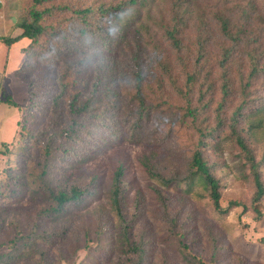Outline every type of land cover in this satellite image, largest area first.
Here are the masks:
<instances>
[{
	"label": "rangeland",
	"instance_id": "374dc122",
	"mask_svg": "<svg viewBox=\"0 0 264 264\" xmlns=\"http://www.w3.org/2000/svg\"><path fill=\"white\" fill-rule=\"evenodd\" d=\"M127 1L52 0L38 4L34 0H0V37L19 34L21 30L15 26L31 10L50 9V13L41 19L42 24L48 26L46 29L50 30H57L59 27H63L66 32L79 27L90 29L95 24L96 16L98 27L116 28L121 24L120 30L116 31L125 38L120 50L116 52L119 64L128 65L133 56L130 49H134L136 42L142 44L143 61L151 63L148 86L144 87V102H169L173 105L169 111L148 108V111L139 116L126 109L119 113L114 109L93 130L91 137L82 141L64 140V144L60 142L70 149L65 152L51 149L48 157L51 185L55 189L62 188L66 191L71 187L86 191L80 204L67 206L52 220L53 217L47 212L52 205L47 201V192L38 189L32 178L27 177L34 169L31 167L35 165V155L25 154L24 149L34 144L39 137V143L42 144V133L52 125L47 117L51 108L63 107V103H51L52 98L60 94L63 96L61 100H66V94L74 87L87 90L95 76H100L106 57L99 58L96 53L86 51V60L76 70L73 66L78 65L80 58L74 56L57 65L53 61L55 58H50L48 66L42 67L37 64L38 59L24 64L25 55L21 54V50L29 45V41L17 42L10 46L12 49L0 42V224L3 227L0 231V253L18 246V242L13 247L10 245L15 236L27 237L54 229L58 235L52 237V244L35 245V250L43 252L42 257L37 256L41 260H34L33 257L21 264H121L116 258H108V254L103 253L100 248L106 239L113 241L112 232L105 229L107 232L101 236L98 230L103 229L101 223L113 220L111 187L115 172L120 169L121 210L126 220H129L130 238L146 242L144 264H264V196L257 205L259 213H254L250 207L253 186L227 129L215 138L211 136L208 146L202 149L203 157L208 163L218 166L214 174L224 185L220 206L223 210L227 208V214L213 211L206 191L199 183H194L190 193L186 194L181 190H165L167 213L163 212L161 217L162 207L157 203L155 182L146 171V166L151 163L155 171L167 177L182 178L187 173L197 133L194 126L189 124V119L178 123L181 114L177 112L176 106H181L182 102L169 88L166 75L158 69L156 62L162 60L163 64H168L170 75L177 77L182 85V72L183 69L186 70L183 65L192 64L195 59L202 57L195 36L199 28L197 16L200 15L206 20L204 22H209L211 7L207 6V1L188 0L189 5L185 6L191 11L190 19L182 28L184 38L182 37L180 48L176 49L163 34L169 25L168 0H144L145 3L134 8L125 7L118 13L124 15L119 23L112 18L106 22L99 18L100 9L95 6H116ZM81 5L93 10L85 21L71 13L72 8H81ZM259 14H264V11L261 9ZM256 24L253 22L251 31L258 38H264V24ZM213 38L215 35L210 37L206 48L208 55L200 59L195 67L197 70L201 69L202 74L208 70L211 72L204 86L213 88V94L210 95L212 103L206 112L200 111L201 115L198 116V120L207 118L202 124L205 132L215 126L214 108L223 94L219 72L214 68L216 59L221 57L218 45L222 41H215ZM43 45L42 51H45V47L49 51L50 46L47 43ZM55 47L56 44L53 49ZM89 58L91 63L87 64ZM237 59L233 63V68L236 69L234 72L237 73L239 65L243 71V80L246 81L248 58L238 56ZM179 60L184 61V64ZM43 70H49L47 81L40 76ZM66 74L72 76L61 82ZM254 82V86H257L250 87L254 95L252 100H264V74L259 75ZM241 85L235 80L230 87L225 107L229 110L224 118H229L230 111L241 99ZM127 90L134 92L133 89ZM30 91L35 96L31 102L26 93ZM104 95L99 103L101 109L117 105V100ZM10 100L15 102L16 107L9 106ZM232 100L234 103L230 107ZM127 101L125 98L124 104ZM135 106L137 110L138 104L135 103ZM239 121L244 131L251 130L253 133L252 137L245 132L243 136L247 138L258 159L264 148V111L250 118L243 115ZM252 124L256 126L249 129ZM4 140L7 141L3 142ZM58 144L57 141L55 146ZM262 181L264 184V168ZM11 190H16V193ZM85 232L88 234L85 235ZM210 233L215 239L213 242L210 240ZM81 244L82 247L79 248ZM215 245L219 248L218 252L213 249ZM105 259L107 262L102 263L101 260Z\"/></svg>",
	"mask_w": 264,
	"mask_h": 264
},
{
	"label": "trees",
	"instance_id": "16d2710c",
	"mask_svg": "<svg viewBox=\"0 0 264 264\" xmlns=\"http://www.w3.org/2000/svg\"><path fill=\"white\" fill-rule=\"evenodd\" d=\"M34 1L35 3L43 4L52 0ZM200 1H207V6L211 7L209 11V22H204L206 20L203 19L202 16H197L199 28L196 30L197 33L195 36L196 42L199 45L198 51L201 53L200 56L202 57L198 60L195 59L192 64L187 63L185 65H183L184 61L179 60L186 69H183L182 72L183 84L180 85L178 78L170 75V67L168 64H163L162 60H156L158 69L166 75L165 77L168 80L169 88L182 102L181 106H176L177 112L179 115L181 114V118L177 120L178 123L181 124L184 119H189V124L194 126L193 128L197 133V139L196 142H194L195 145H193L194 149H192L191 152V159L186 169L187 173L182 178L177 176L167 177L161 174V172L155 171L151 163L146 166V171L150 179L155 182L154 191L156 193L157 203L162 207L161 217H163V212L167 213L165 190H181L186 194L190 193V189L193 187L194 183H199L203 190L206 191L211 201L210 203L213 211L222 215L227 214V208L223 210L220 206L221 191L224 189V185L220 178L214 174L218 166H216L215 163L209 164L208 160L203 157L202 150L208 146V139L211 136L215 138L220 132L227 129L238 151L237 156L242 160L243 166L246 168L247 174L249 175L250 183L253 186L250 207L254 213L258 214L259 210L257 205L264 196V184L262 181L264 148L262 149L260 157L257 159L247 138L243 136L244 132L250 137L253 136V133L251 130L244 131L240 127L239 120L243 115L250 118L264 111V100L254 102V100H252L254 97L253 90L250 89V87L256 84L254 80L257 79L259 75L264 74V68L262 67L264 66V64H262L264 63V38H258L257 35L251 31L253 22L257 23L256 25L264 24V14H259L261 9L264 11V0ZM168 2H170L169 25L163 34L174 48L179 49L183 37L182 28L186 26L190 19L189 15L191 11L185 6V4L189 5V1L168 0ZM142 3H145V1L128 0L124 4H118L116 6L95 7L100 9L99 18L102 21L106 22L112 18L113 21L119 23L124 19L123 14H118L123 8H134L136 5L139 6ZM81 6V8H72L71 13L85 21L86 18L92 14L93 10L90 7H85V5ZM49 13L50 9L29 11L27 17H24L22 21L15 26L20 29L21 32L14 36L0 37V42L10 47L23 40L29 41V45L21 50V53L25 55L24 64L31 62L32 59L34 61L38 59L37 64L42 67L48 66L50 58H55L53 61L57 65V63L66 62L71 56H74L80 58L78 65L74 64L73 66L76 70L78 67L82 66L83 62L86 60L84 58L87 55L86 51L96 53V56L99 58L106 57L105 64H103L100 71V76H95L94 82L88 85L87 90L74 87L69 91L68 95L66 94L67 98H64L66 100H61L63 96L60 94H56L52 98L51 103H63V107L51 108L47 117L52 125L48 126L46 131L42 133V144L39 143V137L34 144L24 149V153L35 155L36 160L35 165L31 167L34 169L27 177L32 178V182L37 184L38 189H44L47 192V201L52 204L47 212L49 216L53 217L52 220H55L67 206L80 204L86 191L77 187H71L69 191H66L62 188L55 189L54 186L51 185L49 180L51 174H49L48 171V157L52 152L51 149H61V152H65L70 149L65 148V145L62 146L60 142L63 143L64 140L69 141L71 139L82 141L91 137L93 130H96L97 127L103 123L102 120L114 109L117 113L126 109L139 116L144 111H148V108H151V110L161 109L162 111H169V108L173 105L169 102L151 104H146V102H144V87L146 88V85L148 86L147 77L151 68V63L143 61L142 54L144 53V47H142V44L138 42L135 43L133 49L136 50L135 52H132L133 50L130 49L133 56L130 58L128 65L121 66L119 64L116 52L120 50L119 48L125 38V36L120 35L116 31L120 30L122 27L121 24L116 28L112 26L98 27V17L96 16L94 19L97 22L95 21V24L90 29L79 27L71 29L70 32H66L63 27H59L57 30L54 28L50 30L46 29L48 26H44L41 22L42 17ZM258 21H260L259 24ZM114 35L116 36L114 37ZM213 35H215V38H213L215 41H222L221 44L218 45L221 57L216 59L217 64L214 68L219 72L218 77L222 82L221 89L223 94L222 99L218 100L216 103L217 106L214 108L215 126L209 128L210 131L205 132L203 131L204 128L202 124L207 118L202 120L204 118L202 117L198 120V116L201 115L202 111L206 112V109L209 108L212 103L210 95L213 94V88H205L204 86V82L210 77L211 72L208 70L205 74H202V70H197L195 67L198 62L208 55L206 53V48H208L210 37ZM45 43L50 46L49 51H46V47L45 51H42V46H44L43 44ZM55 44L56 47L53 49ZM238 56L248 58L246 65H248L249 71L246 76V81L243 80V71L239 68V65H237V73L234 72L236 69L233 68V63L238 61ZM73 61H75V59H73ZM90 63L91 61L89 58L87 64ZM48 74L49 70H43L40 76L47 81L49 79ZM71 76V74H66L62 79L60 77V81L63 82L66 78ZM235 80L242 84L241 99L236 103L233 110L230 111L229 118H224L223 116H226L229 110L225 109L228 103L227 93L231 89L230 87L234 85ZM158 86L160 87V83ZM127 89H133L134 92H130ZM27 94H29L28 97H30L29 99L31 102L35 96L31 91L29 93L27 92ZM103 95L117 100V105L101 109L99 103ZM125 98H127L128 101L124 104ZM135 103H137L139 107L137 110H135ZM233 103L234 100L231 101L230 107ZM8 104L12 108L16 107V104L11 100ZM20 126L21 124L19 123V128ZM253 126L256 125H249V129ZM19 132L20 129H18V135ZM57 141L59 144L56 145V147L55 143ZM6 154L7 152L3 155ZM121 176L122 170L119 169L115 172L111 187V213L113 220L101 223L103 229H98L99 235L101 236L107 232L105 229L110 230L112 232L113 241L111 242L106 239L104 244L103 242L101 243L100 248L103 250V253L105 252L108 254V258H116L121 264H144L146 242H143L141 239L134 241L130 238L129 220H126L121 210ZM11 192L15 194L16 190H11ZM172 224L173 226L175 225L174 223ZM2 228L0 224V231ZM173 229L174 227L172 230ZM33 233L36 232L33 230ZM87 234L88 232H85V235ZM57 235L56 230L52 229L43 234H31L27 237L15 236L10 242V245L13 247L14 243L18 242V246L14 247L13 250L0 253V264H21L22 261H27L33 257H35L33 258L34 260H41L37 256L42 257L43 252H41V250H35V245L41 243L52 244L54 241L52 237ZM210 238L211 242H213V240L215 241L212 233H210ZM81 247L82 244L79 248ZM213 249L217 252L219 251L217 245H215ZM101 261L102 263L104 261L107 262L106 259ZM35 264H44V262Z\"/></svg>",
	"mask_w": 264,
	"mask_h": 264
},
{
	"label": "crops",
	"instance_id": "0c3cea01",
	"mask_svg": "<svg viewBox=\"0 0 264 264\" xmlns=\"http://www.w3.org/2000/svg\"><path fill=\"white\" fill-rule=\"evenodd\" d=\"M10 49H12V47H10ZM22 54V53H21ZM24 55V54H23ZM3 74L5 75V72H3ZM27 93V92H26ZM14 102V101H13ZM15 103V102H14ZM17 124V122H16ZM17 128V127H16ZM15 131H17V129H15ZM14 136V135H13ZM7 140H4L3 142H6Z\"/></svg>",
	"mask_w": 264,
	"mask_h": 264
}]
</instances>
